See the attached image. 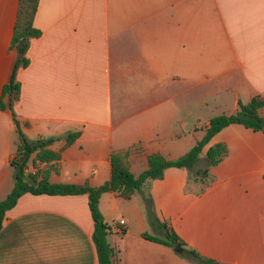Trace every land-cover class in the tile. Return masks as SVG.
<instances>
[{
  "label": "crops",
  "instance_id": "crops-1",
  "mask_svg": "<svg viewBox=\"0 0 264 264\" xmlns=\"http://www.w3.org/2000/svg\"><path fill=\"white\" fill-rule=\"evenodd\" d=\"M17 4L0 0V95L17 57L9 49ZM33 23L41 33L17 69L13 110L27 138L53 137L46 146L61 148L52 182H104L112 150L129 148L134 172L151 152L178 157L211 116L264 97V0H39ZM71 131L79 133L64 145ZM218 141L227 154L205 187L182 166L151 180L154 213L203 255L264 264V129L230 122L201 151ZM16 145L12 113L0 108V198L14 183ZM143 197H99L116 264H204L142 235H164ZM92 231L86 192L25 191L4 214L0 264H98Z\"/></svg>",
  "mask_w": 264,
  "mask_h": 264
},
{
  "label": "trees",
  "instance_id": "trees-1",
  "mask_svg": "<svg viewBox=\"0 0 264 264\" xmlns=\"http://www.w3.org/2000/svg\"><path fill=\"white\" fill-rule=\"evenodd\" d=\"M39 0H18L16 18L14 21L9 49L15 48L17 57L14 60L8 81L1 88L0 108H8L12 113L17 131V145L10 164L14 168V183L10 191L0 198V230L6 210L12 207L20 194L25 191L32 193H81L86 192L88 206L93 218L92 239L95 244L98 264H116L115 250L107 240V234L111 225L104 219L98 201L102 192L114 191L118 195L127 198L134 192L144 195V204L150 220L164 229V235L159 236L149 232L142 235L150 240L174 246L179 243L185 253H189L204 264H228L215 258L201 254L195 248L186 245L178 234L171 230L167 224L160 221L155 215L152 198L149 193L151 180L163 175L164 168L170 165L182 166L188 170V177L200 182L201 188L212 180L210 168L216 165L226 154L227 145L223 141L210 144L204 155V163L195 168L199 154L203 146L211 136L230 122H239L254 129H264V116L258 112L259 107L264 105V97L254 95L248 101L238 100L236 109L231 113H219L211 116L204 127L203 135L182 155L168 158L161 152L155 151L147 155V166L139 172L129 168L126 157L129 148L112 150L109 155L110 175L104 182L91 185L88 182H52L49 180L50 169L55 168V162L60 158V149L54 150L46 145L53 137L29 139L22 132L18 119L13 110V102L18 98L20 84L16 78L18 67L27 65L29 59L26 55L30 39L39 36L41 30L33 23L34 15ZM78 131H71L65 135V144L71 143L78 135ZM28 163L36 166L32 173H26ZM43 163V165H40ZM32 178L35 183L30 182Z\"/></svg>",
  "mask_w": 264,
  "mask_h": 264
},
{
  "label": "water",
  "instance_id": "water-1",
  "mask_svg": "<svg viewBox=\"0 0 264 264\" xmlns=\"http://www.w3.org/2000/svg\"><path fill=\"white\" fill-rule=\"evenodd\" d=\"M26 178H28L30 182L35 183V181L32 178H29V175H26ZM181 248H182V246L179 243H176L174 245V249H176V250H181Z\"/></svg>",
  "mask_w": 264,
  "mask_h": 264
},
{
  "label": "rangeland",
  "instance_id": "rangeland-1",
  "mask_svg": "<svg viewBox=\"0 0 264 264\" xmlns=\"http://www.w3.org/2000/svg\"><path fill=\"white\" fill-rule=\"evenodd\" d=\"M200 155H205V153H203V152L201 151L200 154H199V156H200ZM203 163H204V162H203ZM25 172H26V173H29V172L31 173V171H29V169L25 170Z\"/></svg>",
  "mask_w": 264,
  "mask_h": 264
},
{
  "label": "built area",
  "instance_id": "built-area-1",
  "mask_svg": "<svg viewBox=\"0 0 264 264\" xmlns=\"http://www.w3.org/2000/svg\"><path fill=\"white\" fill-rule=\"evenodd\" d=\"M119 222L122 224V223H124V220L123 219H120Z\"/></svg>",
  "mask_w": 264,
  "mask_h": 264
}]
</instances>
